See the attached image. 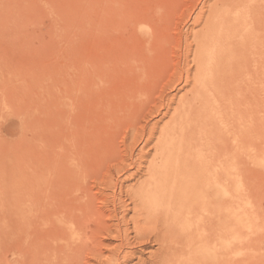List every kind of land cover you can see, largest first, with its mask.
<instances>
[{"label":"rangeland","instance_id":"obj_1","mask_svg":"<svg viewBox=\"0 0 264 264\" xmlns=\"http://www.w3.org/2000/svg\"><path fill=\"white\" fill-rule=\"evenodd\" d=\"M187 106L196 111L184 112ZM100 114L107 116L108 149L120 158L107 150L99 163L105 171L93 166L91 180L101 182L110 168L114 182L116 160L127 159L118 180L126 191H146L153 186L144 182L148 164L161 160L155 146L161 132H190L179 151L192 155L203 139L205 176L199 187L182 179L176 192L196 191L186 209L206 205L208 217L218 201L220 227L206 223L209 235L222 234L224 264H264V0H0L3 219L19 210L16 220L26 222L32 203L43 205L30 192L32 151L44 154L52 136L68 147L70 128L81 120L92 129ZM35 120L42 125L38 147L30 129ZM179 151L170 165L182 161ZM89 178L93 192L104 191ZM124 200L128 220L133 204ZM105 237L102 258L119 244ZM10 249H2V264L12 259ZM155 249L142 248L141 258Z\"/></svg>","mask_w":264,"mask_h":264},{"label":"bare ground","instance_id":"obj_2","mask_svg":"<svg viewBox=\"0 0 264 264\" xmlns=\"http://www.w3.org/2000/svg\"><path fill=\"white\" fill-rule=\"evenodd\" d=\"M138 76L141 78V75ZM195 111L193 106H187L184 112ZM105 119L98 118L97 123H93L92 129H88L84 121L80 120L82 125L78 127L76 125L80 123L79 120L73 121L72 124L76 127L70 128V133L66 137L68 147L64 148L62 143L57 144L54 139L52 140V136L51 140L55 143L51 144V140L48 143L46 139L48 149L46 152L45 149L42 150L45 153L41 152L43 154L41 158H39L41 153L38 155L32 151L30 192L38 198L43 197V205L39 207V204L36 206L32 203L33 206L27 209L26 218L30 216V219L26 222L16 220L20 215L19 210L7 211V217L4 219L0 216V264H2L1 252L4 247L11 248L12 259L6 261L7 264H89L90 261H93V264H224L221 258L224 249L222 234L209 235L206 223L210 220L215 229L220 227L222 211L218 208L220 206L218 201H214L213 216L208 217L209 210L206 205L195 207L196 209H186L188 204L196 202L198 196L196 191L192 192L193 195L187 194L186 191L184 194L180 187L184 178L194 179L195 187H199L205 176L203 139L197 142L194 153L190 155L189 150L179 151L182 143L192 138L190 132L182 131L183 133L179 132L180 136H175L174 131L172 133L162 131L159 141L155 144L156 148L161 149L160 163L148 164L146 170L148 181H144L152 182L153 186L146 190L148 192L143 189L126 191L118 180V175L125 173L126 166L124 167L123 161L127 159L117 164L119 161L115 159V162L108 153L111 157L108 159H113L116 163L113 171L116 172L117 179H114V182L111 180L112 177L110 178L112 174L109 168L113 160L109 161L110 163L106 162L109 169H106L107 172L104 173L106 177L101 182H94V179L92 181L89 178L91 176L88 177L93 166L98 165L99 168L101 167L99 165L104 163V159L107 161L102 155L110 150L108 148L112 144L109 143L111 140H107L108 129L105 130L103 124ZM102 124L103 129H101ZM44 127L46 129V126ZM30 129L34 141L38 137L37 133L42 131V125L36 121ZM148 135L146 143L153 138L152 134ZM35 141L34 146L38 147V142L36 139ZM184 146L187 148L190 146L189 140ZM178 151L182 155V161L176 163V166L170 165ZM117 152L114 151L113 154L111 151L115 158L117 155L119 157ZM79 158L84 163L82 160H77ZM208 162L207 165L210 164V161ZM94 172L92 178H95ZM88 178L104 191L93 192V186L88 183ZM98 178L100 179L101 175ZM168 180L172 182L171 185ZM177 188L181 190L176 192ZM98 197L102 200L99 207L96 206ZM126 197L133 204L131 209L133 215L128 220L125 219L124 214ZM199 203V205L203 204ZM230 212H232L231 207ZM203 214L205 220L200 216ZM193 219H195L193 226L186 224ZM111 221L114 223L109 224ZM103 236L119 241V244L110 250L111 255L106 258L101 257L100 250ZM152 244L156 245L157 249L148 253L147 258L142 259V248L145 249ZM129 248L130 250H126Z\"/></svg>","mask_w":264,"mask_h":264}]
</instances>
